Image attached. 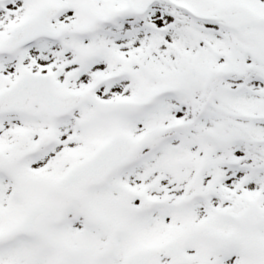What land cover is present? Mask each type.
<instances>
[{
    "label": "snow or ice",
    "instance_id": "snow-or-ice-1",
    "mask_svg": "<svg viewBox=\"0 0 264 264\" xmlns=\"http://www.w3.org/2000/svg\"><path fill=\"white\" fill-rule=\"evenodd\" d=\"M0 264H264V0H0Z\"/></svg>",
    "mask_w": 264,
    "mask_h": 264
}]
</instances>
